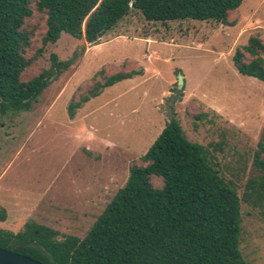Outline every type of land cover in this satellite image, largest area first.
Segmentation results:
<instances>
[{
    "label": "rangeland",
    "instance_id": "rangeland-1",
    "mask_svg": "<svg viewBox=\"0 0 264 264\" xmlns=\"http://www.w3.org/2000/svg\"><path fill=\"white\" fill-rule=\"evenodd\" d=\"M229 20L234 24L163 23L131 10L97 44L67 33L47 43L24 79L48 67L51 52L65 59L80 44L86 48L30 109L0 116V206L7 212L0 228L16 232L33 218L83 237L171 116L190 141L220 143L214 160L241 195L259 172L252 155L264 131V81L239 73L232 55L250 35L264 39V0H242ZM25 25L34 28L31 56L41 44L44 15L34 11ZM100 68L142 73L105 87L70 117L68 101ZM178 75L184 82L173 96ZM239 247L248 264H264V216L244 202Z\"/></svg>",
    "mask_w": 264,
    "mask_h": 264
},
{
    "label": "trees",
    "instance_id": "trees-1",
    "mask_svg": "<svg viewBox=\"0 0 264 264\" xmlns=\"http://www.w3.org/2000/svg\"><path fill=\"white\" fill-rule=\"evenodd\" d=\"M242 0H0V116L30 109L52 79L68 70L85 52V44L69 57L49 54L48 67L24 79L47 43L64 33L90 46L131 10L148 21L193 19L232 25L231 13ZM34 11L44 15L41 44L33 55L34 28L26 19ZM68 36V35H67ZM232 62L243 75L264 81V39L257 33L237 46ZM142 69L106 74L100 68L89 84L77 89L67 103L77 109L105 87L141 74ZM220 143L190 141L174 117L136 160L84 234L79 237L28 218L13 232L0 228V247L44 264H248L239 245L242 203L264 216V131L253 151L258 174L250 176L238 194L218 169L212 150ZM157 182V183H156ZM6 209L0 206V220Z\"/></svg>",
    "mask_w": 264,
    "mask_h": 264
},
{
    "label": "water",
    "instance_id": "water-1",
    "mask_svg": "<svg viewBox=\"0 0 264 264\" xmlns=\"http://www.w3.org/2000/svg\"><path fill=\"white\" fill-rule=\"evenodd\" d=\"M183 82L184 81L182 76L178 75L176 88L173 89L175 95L173 96H176L179 93L180 88L183 85ZM167 101L173 102L174 99H172V96L170 95L167 98ZM0 264H44V263L27 255L16 252L14 250L0 247Z\"/></svg>",
    "mask_w": 264,
    "mask_h": 264
}]
</instances>
